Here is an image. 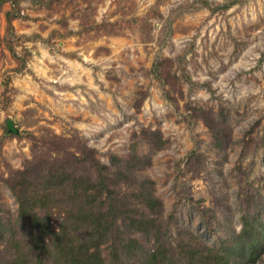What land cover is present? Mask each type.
<instances>
[{
    "label": "rangeland",
    "instance_id": "obj_1",
    "mask_svg": "<svg viewBox=\"0 0 264 264\" xmlns=\"http://www.w3.org/2000/svg\"><path fill=\"white\" fill-rule=\"evenodd\" d=\"M19 7L12 24L22 68L2 39L7 4L0 14V214L15 217L7 182L29 165L85 159L87 149L109 165L133 145L150 158L135 174L155 182L173 237L191 230L218 246L252 204H264V0ZM195 107L226 115V149L212 144ZM143 130L160 131L163 144H149ZM8 252L0 240V255Z\"/></svg>",
    "mask_w": 264,
    "mask_h": 264
},
{
    "label": "trees",
    "instance_id": "obj_2",
    "mask_svg": "<svg viewBox=\"0 0 264 264\" xmlns=\"http://www.w3.org/2000/svg\"><path fill=\"white\" fill-rule=\"evenodd\" d=\"M21 1L0 0V14L9 6L3 43L12 57L21 59L20 68L25 61L14 49L19 35L12 23L21 15ZM193 110L209 128L212 144L226 149L231 143L226 115ZM142 133L149 144H163L160 131ZM260 139L264 155V126ZM85 152V159L46 169L29 165L7 182L17 209L12 220L0 214V240L9 250L8 260L0 255V264H254L263 256L264 204H252L241 215L239 230H230L218 246L189 229V236L183 231L173 237L155 182L135 174L149 165V157L137 155L133 145L127 158L112 156L107 165L92 150Z\"/></svg>",
    "mask_w": 264,
    "mask_h": 264
},
{
    "label": "water",
    "instance_id": "obj_3",
    "mask_svg": "<svg viewBox=\"0 0 264 264\" xmlns=\"http://www.w3.org/2000/svg\"><path fill=\"white\" fill-rule=\"evenodd\" d=\"M6 126H7L8 132H16L17 131L16 128L14 127V125H13V122L10 119L7 120Z\"/></svg>",
    "mask_w": 264,
    "mask_h": 264
}]
</instances>
